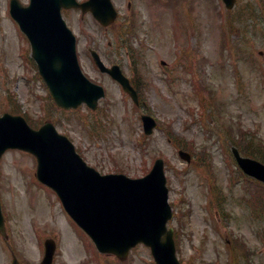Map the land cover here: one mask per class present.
Segmentation results:
<instances>
[{"label":"rangeland","instance_id":"374dc122","mask_svg":"<svg viewBox=\"0 0 264 264\" xmlns=\"http://www.w3.org/2000/svg\"><path fill=\"white\" fill-rule=\"evenodd\" d=\"M112 2L119 18L108 29L91 14L82 18L77 10H63L78 39L83 72L106 91L98 109L57 107L36 68L25 61L29 43L5 21L0 116L22 115L38 127L53 123L101 174L140 178L163 158L174 210L169 226L176 231L181 263L241 264L235 257L243 255V264H264V190L255 193L231 152L234 145L241 153L249 146L253 155L247 156L264 164V0H237L229 13L222 0ZM91 49L135 80L143 105L95 69ZM143 113L158 122L147 140ZM177 144L192 155L191 163L179 157ZM36 170L35 157L24 151L12 149L0 159L8 234L0 235V264H12L13 255L20 264H41L46 239L56 242L52 264H155L144 245L124 261L100 254L57 195L39 183Z\"/></svg>","mask_w":264,"mask_h":264},{"label":"water","instance_id":"95a60500","mask_svg":"<svg viewBox=\"0 0 264 264\" xmlns=\"http://www.w3.org/2000/svg\"><path fill=\"white\" fill-rule=\"evenodd\" d=\"M224 1L229 8L235 2ZM62 8L91 12L103 26L115 22L117 12L111 0H88L81 4L77 0H31L28 7L14 4L12 8L13 16L31 41L33 58L58 106L71 109L86 103L95 110L105 91L83 74L76 37L62 18ZM92 53L101 70L118 81L138 103L137 93L120 67L108 69L99 55ZM143 121L145 132L152 134L155 120L143 116ZM8 149L25 150L37 157L38 178L57 192L66 210L100 252L125 260L132 248L143 243L151 248L157 264H181L176 256L174 229L167 227L173 212L168 203L162 159L143 178L101 175L83 161L74 145L52 123L35 130L23 117L4 114L0 117V158ZM234 154L247 175L264 182V165L241 157L236 149ZM180 156L191 161L187 152L180 151ZM0 232L6 237L1 206ZM46 245L47 255L42 264H52L55 243L47 241Z\"/></svg>","mask_w":264,"mask_h":264},{"label":"flooded vegetation","instance_id":"af4514ba","mask_svg":"<svg viewBox=\"0 0 264 264\" xmlns=\"http://www.w3.org/2000/svg\"><path fill=\"white\" fill-rule=\"evenodd\" d=\"M10 3L11 0H0V40H1V36H4L5 33L3 29V25L5 24V21L11 19L9 15ZM0 54L2 55L3 58H5L3 49L0 52Z\"/></svg>","mask_w":264,"mask_h":264}]
</instances>
